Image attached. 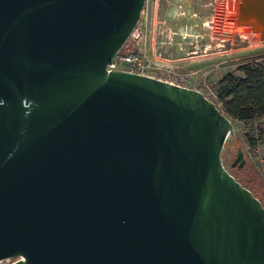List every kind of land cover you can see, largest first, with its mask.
<instances>
[{
    "label": "water",
    "instance_id": "95a60500",
    "mask_svg": "<svg viewBox=\"0 0 264 264\" xmlns=\"http://www.w3.org/2000/svg\"><path fill=\"white\" fill-rule=\"evenodd\" d=\"M145 2L0 0V261L264 264V205L222 159L231 119L107 69ZM232 19L264 43V0Z\"/></svg>",
    "mask_w": 264,
    "mask_h": 264
},
{
    "label": "rangeland",
    "instance_id": "374dc122",
    "mask_svg": "<svg viewBox=\"0 0 264 264\" xmlns=\"http://www.w3.org/2000/svg\"><path fill=\"white\" fill-rule=\"evenodd\" d=\"M238 3L146 0L128 49L142 50L160 68L162 79L175 78L186 88L199 89L218 105V84L226 75L244 77L239 71L242 66L264 64V43L250 34L234 32L237 25L232 18L238 13ZM231 121L234 134L222 154L224 166L264 205V182L249 153L264 135V119L253 123ZM238 149L246 158V165L239 169V164L233 167Z\"/></svg>",
    "mask_w": 264,
    "mask_h": 264
},
{
    "label": "trees",
    "instance_id": "16d2710c",
    "mask_svg": "<svg viewBox=\"0 0 264 264\" xmlns=\"http://www.w3.org/2000/svg\"><path fill=\"white\" fill-rule=\"evenodd\" d=\"M239 71L244 77L228 74L218 84L217 103L232 120L244 123L262 120L264 119V64L251 62L242 66Z\"/></svg>",
    "mask_w": 264,
    "mask_h": 264
},
{
    "label": "built area",
    "instance_id": "2783aa9c",
    "mask_svg": "<svg viewBox=\"0 0 264 264\" xmlns=\"http://www.w3.org/2000/svg\"><path fill=\"white\" fill-rule=\"evenodd\" d=\"M128 43L110 62L107 67L108 71L138 74L186 87L175 81V78H171L170 80L162 79V77L159 75L160 68L156 67L154 62H151L148 56L145 55L142 50H129ZM249 151L250 156L264 182V135H262V137L256 141ZM18 260V258H10L0 261V264H14Z\"/></svg>",
    "mask_w": 264,
    "mask_h": 264
},
{
    "label": "bare ground",
    "instance_id": "6f19581e",
    "mask_svg": "<svg viewBox=\"0 0 264 264\" xmlns=\"http://www.w3.org/2000/svg\"><path fill=\"white\" fill-rule=\"evenodd\" d=\"M234 32H235V28H234ZM244 36H246V35H249V34H243ZM250 35H252V34H250Z\"/></svg>",
    "mask_w": 264,
    "mask_h": 264
},
{
    "label": "flooded vegetation",
    "instance_id": "af4514ba",
    "mask_svg": "<svg viewBox=\"0 0 264 264\" xmlns=\"http://www.w3.org/2000/svg\"><path fill=\"white\" fill-rule=\"evenodd\" d=\"M236 166H237V165H236ZM236 166H235V167H236ZM238 169H239V166H238Z\"/></svg>",
    "mask_w": 264,
    "mask_h": 264
}]
</instances>
